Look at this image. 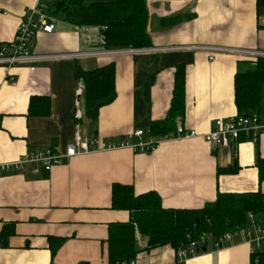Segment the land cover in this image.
Masks as SVG:
<instances>
[{
	"label": "crops",
	"instance_id": "1",
	"mask_svg": "<svg viewBox=\"0 0 264 264\" xmlns=\"http://www.w3.org/2000/svg\"><path fill=\"white\" fill-rule=\"evenodd\" d=\"M39 4L0 0V50L13 42L22 18ZM147 7L152 46L146 49H193L0 66V164L16 162L30 152L65 153L78 124L83 138L105 144L162 142L150 154L131 148L94 151L63 159L51 171L29 163L0 176V264H109L110 228L132 220L128 211L112 209L115 184L132 186L137 196L158 194L166 210H199L215 202L218 193H264L258 168V161L264 160V134L255 141L218 148L202 137L149 133L153 122L167 116L180 65L185 66V111L176 126L180 123L204 135L216 120L238 115L235 75L238 62L248 58L194 48L264 52V14L258 15L257 0H147ZM56 19L52 34L34 38V54L107 50L102 28L75 27L63 16ZM111 63L116 67V99L91 120L83 112L76 66L92 70ZM35 96L49 100L46 116L31 113ZM78 110L80 120L75 119ZM138 130L144 131L141 138L135 135ZM232 167L237 171L219 172ZM147 243L137 232L140 252L134 264H251L250 246L239 235L219 250L208 241L206 248L185 260H179L170 245L147 250Z\"/></svg>",
	"mask_w": 264,
	"mask_h": 264
},
{
	"label": "trees",
	"instance_id": "2",
	"mask_svg": "<svg viewBox=\"0 0 264 264\" xmlns=\"http://www.w3.org/2000/svg\"><path fill=\"white\" fill-rule=\"evenodd\" d=\"M49 15L63 16L75 27H99L107 50L148 48L152 46L148 33L147 0H59L49 5ZM264 0H257L258 15H263ZM75 79L83 86L82 105L87 118H98L102 107L116 99V67L111 63L101 68L84 70L76 66ZM235 105L240 115L264 113V58L238 62L234 81ZM50 110L47 98L35 96L30 100L34 115L46 116ZM185 111V66L176 67L173 98L167 116L151 124L152 137L176 134V120ZM260 180L264 181V160L258 161ZM236 172L237 168L219 170ZM112 209L128 211L132 220L110 228L107 240L109 264H132L140 250L136 233L147 237V250L170 245L185 248L190 242L207 247L203 234L214 239L248 225V214L256 222L264 220V193H218L213 203L199 210H166L158 194L150 192L137 196L132 186L115 184L112 187ZM2 235H0L1 237ZM7 237V236H6ZM256 258L258 261L256 262ZM251 264H264V251L251 257Z\"/></svg>",
	"mask_w": 264,
	"mask_h": 264
},
{
	"label": "built area",
	"instance_id": "3",
	"mask_svg": "<svg viewBox=\"0 0 264 264\" xmlns=\"http://www.w3.org/2000/svg\"><path fill=\"white\" fill-rule=\"evenodd\" d=\"M46 0H38L39 6L31 9L26 13L24 18L20 21L15 38L12 43L3 45L0 50V66L7 68L22 63H34L38 61L70 58L78 59L85 56H119V55H138L145 53H159L162 51L172 49H193V48H166V49H134L123 48L106 50L100 53L87 54H70V55H46L40 56L32 52V42L34 38L40 34H52L56 30L57 19L49 15V5L45 3ZM264 14V10H263ZM195 50L213 52V53H235L242 55L248 59L264 58V52L252 50H227L223 48L214 47H195ZM212 59V58H211ZM80 92V91H79ZM82 118L81 112L78 110L75 114V119ZM261 134H264V113L262 114H248L236 115L228 119L216 120L209 130L204 135L198 134L196 131L185 130L180 123L177 125L176 134L171 137L179 139H192L202 137L205 141L215 147L223 148L231 145H238L244 141H255ZM135 135L141 138L144 131L138 130ZM161 140L157 141H140L137 144L129 142H122L119 144H105L98 139H85L81 135V128L78 124L75 127V134L73 142L68 146L65 153H56L52 150L45 152H30L23 158L12 163L0 164V176L8 173L18 172L23 165L36 163L41 165L46 171H51L54 166L59 165L63 159H70L78 155L88 154L94 151H105L120 148H131L135 153H153L159 148ZM37 172V171H36ZM248 225L237 229L235 232L227 233L222 237L214 239L210 234H203V241H212L214 247L219 250L227 246L233 241L234 235L241 236L243 242L250 246V255L256 256L258 252L264 250V220L256 222L254 215L248 214ZM202 246L198 242H190L187 247L176 250V255L179 260H185L196 256ZM258 259L256 258V262ZM134 264V261L132 262Z\"/></svg>",
	"mask_w": 264,
	"mask_h": 264
},
{
	"label": "rangeland",
	"instance_id": "4",
	"mask_svg": "<svg viewBox=\"0 0 264 264\" xmlns=\"http://www.w3.org/2000/svg\"><path fill=\"white\" fill-rule=\"evenodd\" d=\"M57 1H59V0H54V1L51 0V1H50V4H53L54 2H57Z\"/></svg>",
	"mask_w": 264,
	"mask_h": 264
},
{
	"label": "water",
	"instance_id": "5",
	"mask_svg": "<svg viewBox=\"0 0 264 264\" xmlns=\"http://www.w3.org/2000/svg\"><path fill=\"white\" fill-rule=\"evenodd\" d=\"M260 24L262 25V26H264V23L263 22H260ZM79 100H80V98H79ZM204 250V249H203ZM205 251V250H204Z\"/></svg>",
	"mask_w": 264,
	"mask_h": 264
}]
</instances>
